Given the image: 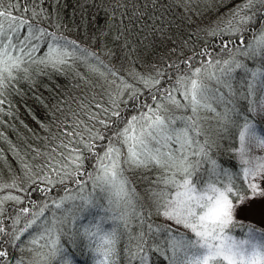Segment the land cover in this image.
Masks as SVG:
<instances>
[{"label":"snow or ice","instance_id":"6c2138e0","mask_svg":"<svg viewBox=\"0 0 264 264\" xmlns=\"http://www.w3.org/2000/svg\"><path fill=\"white\" fill-rule=\"evenodd\" d=\"M113 2L115 21L123 0ZM93 3L107 19V0ZM45 4L0 0V189L12 192H0V264H81L76 252L97 236L100 264H264V157L253 155L264 150V0H233L130 75L118 56L109 67L79 36L58 35L64 25ZM73 50L95 68L74 71ZM96 69L103 79L87 74ZM52 74L74 77L76 94L45 102L41 93L46 113L31 115L43 136L12 141L8 97ZM223 152L240 156V171L223 167ZM94 208L105 217L87 222ZM236 224L247 239L231 234Z\"/></svg>","mask_w":264,"mask_h":264},{"label":"trees","instance_id":"16d2710c","mask_svg":"<svg viewBox=\"0 0 264 264\" xmlns=\"http://www.w3.org/2000/svg\"><path fill=\"white\" fill-rule=\"evenodd\" d=\"M4 2L7 4L8 0H4ZM197 4L199 5L198 9L193 7ZM232 4L233 0H123L119 10L115 13V21L111 19L112 8L116 7L113 0H107L105 5L108 12L107 19L102 12L98 13L99 4L94 5L93 0H46L45 7L51 5L54 23L58 16L59 21L64 25V28L58 32L60 35H67L71 39L79 36L81 38L80 46L101 56L109 67L113 66L114 57L118 56L119 59L114 61L115 67L119 69L122 64L123 72L126 70L128 73L139 71L134 67V64L141 65L146 69L159 57L171 51L173 44L182 42L186 38V34L195 35L209 23L214 24L221 15L228 12ZM118 35L119 39H117ZM97 37L99 38L98 44ZM73 59L79 64V68L73 65L74 71L87 72L88 68H95V65L91 63L93 57L90 55H82L80 58ZM101 72L102 70L96 69L87 74L93 78L103 79V75H100ZM75 84L76 79L72 76L52 74L43 77V83L38 89L30 91L27 88H21L20 94L14 93L13 96L8 97L15 110V120L11 117L7 119L3 128L5 136H10L11 140L18 144L35 140L36 138L32 135L33 131L43 136V131L35 124L31 115L37 110L41 114L46 113L37 97L43 93L44 100L47 102L50 93L57 99H70L69 92L73 95L76 94ZM14 87L19 86L14 85ZM52 103L55 104L56 99H53ZM200 115L202 114L200 113ZM228 143L230 142L222 141L221 149L226 148ZM15 155L13 152L12 156L15 157ZM217 158L223 161V167L226 170L240 171L237 158L230 152H223L222 155L217 153ZM15 163H19L18 159L15 160ZM233 165H235V169H233ZM4 167H8L7 163L4 164ZM12 175L11 172H5L4 180L11 183ZM213 178L216 179L215 176ZM224 179L227 181L229 177H224ZM27 186L26 183L25 187ZM144 186V182L139 185L141 190ZM0 192H3V195L12 194L11 190L0 189ZM21 195L29 194L21 193ZM86 215L87 222L102 216L105 217V213L99 214V217H97L98 215L90 216L89 213ZM231 234L243 237L247 235V228L241 229L240 225L236 224L231 228ZM101 241L98 236L95 240L84 242L82 246L84 254L82 255L80 251L76 252L77 259L81 264H100L103 255H98L97 249L100 252L104 251ZM27 242L26 239L25 243ZM89 251H91V255H89ZM125 264H128L127 259H125ZM150 264H159L157 257L153 256ZM209 264H217V262L210 260ZM219 264H226V262L221 260Z\"/></svg>","mask_w":264,"mask_h":264},{"label":"rangeland","instance_id":"374dc122","mask_svg":"<svg viewBox=\"0 0 264 264\" xmlns=\"http://www.w3.org/2000/svg\"><path fill=\"white\" fill-rule=\"evenodd\" d=\"M218 1H220V0H218ZM261 23H264V21H262ZM58 35H60V33H57ZM63 35V34H62ZM82 48V47H81ZM72 56H74L73 58H80V57H82V54L80 53V52H76V51H72ZM85 56H87V55H85ZM91 56V55H90ZM124 73H125V75H130L131 74V72H128L127 73V71L125 70L124 71ZM106 75V74H105ZM101 79V78H100ZM202 115L201 116H211V115H213V114H211V113H208V112H205V110H203V109H201V112H200ZM189 114H190V112H189ZM232 154V153H231ZM232 155H234L235 156V158H237V160H238V165H239V170H241V167H240V156L238 155V154H232ZM253 155H256V156H261V157H264V150H262V149H259V148H257L256 149V151L253 153ZM218 181H220L221 183H223V182H227L226 181V179H224V177H220V178H218ZM6 195H9V194H6ZM3 197L2 196H0V199H2ZM8 203V204H7ZM13 202L12 201H7V202H5L4 203V206H10L11 204H12ZM25 203H27L25 206H27L28 205V203H29V201H27V202H25ZM105 213V211H104V209L103 208H94V209H91L90 211H89V214H90V216H95V215H98L97 217H99L100 215L99 214H104ZM102 217H104V216H102ZM102 217H99V218H96L97 220H99L100 218H102ZM159 222V221H158ZM109 223H111V221H109ZM247 232H248V228H247ZM238 241H241V240H245V239H247V235H245V236H243V237H238V236H235V234H232ZM98 237V236H97ZM100 243H103V240L100 242ZM245 247H247V245H245ZM248 257L249 258H251V252L249 251L248 252Z\"/></svg>","mask_w":264,"mask_h":264}]
</instances>
